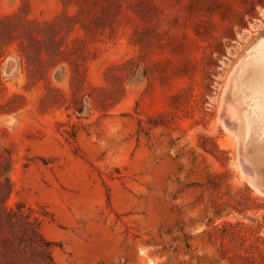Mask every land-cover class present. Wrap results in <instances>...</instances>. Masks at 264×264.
<instances>
[{
    "label": "rangeland",
    "instance_id": "obj_1",
    "mask_svg": "<svg viewBox=\"0 0 264 264\" xmlns=\"http://www.w3.org/2000/svg\"><path fill=\"white\" fill-rule=\"evenodd\" d=\"M141 6L146 18L87 40L79 79L66 61L30 79L18 44L4 48L1 102L25 98L0 115V264H264V181L222 117L264 0ZM64 10L0 0V18Z\"/></svg>",
    "mask_w": 264,
    "mask_h": 264
},
{
    "label": "trees",
    "instance_id": "obj_2",
    "mask_svg": "<svg viewBox=\"0 0 264 264\" xmlns=\"http://www.w3.org/2000/svg\"><path fill=\"white\" fill-rule=\"evenodd\" d=\"M65 10L55 20L40 22L22 19L19 14L0 18V57L6 46L18 44L20 63L27 69L28 77L36 80L43 78L50 66L66 61L79 79L81 62L87 58V40H96L108 27L115 31L117 27L129 24L136 18H146L147 9L142 2L147 0H62ZM77 6L76 13H68L69 7ZM81 28L84 38L79 37L70 44L71 34ZM52 64V65H50ZM73 83V81H72ZM3 85L0 79V92ZM22 94L15 93L8 102L0 99V115L17 111L24 100ZM27 230L24 227L23 231ZM39 233V230H36ZM49 261L54 264L49 255Z\"/></svg>",
    "mask_w": 264,
    "mask_h": 264
},
{
    "label": "bare ground",
    "instance_id": "obj_3",
    "mask_svg": "<svg viewBox=\"0 0 264 264\" xmlns=\"http://www.w3.org/2000/svg\"><path fill=\"white\" fill-rule=\"evenodd\" d=\"M249 53H251V55L249 54L250 58H248V60L247 55H245L247 60V67L245 69L247 74L245 79L241 85L238 84L239 88L236 90L235 96L229 98L230 104L228 107H225L222 117L227 126L234 130V134L237 133L241 136L242 146H244L245 149H250V151L253 152V155H255L252 159L249 158L252 163L251 165L245 159H241L240 155L242 170L249 175V178L254 177V179L258 178L259 180L262 179L261 181H264V142H261V140L264 141V138L258 139L253 137V134L259 131L257 130L258 128H256L257 124L262 128L261 134L262 132L264 133V37L252 46ZM240 66L242 67V65ZM240 75L238 76L239 78ZM234 88L237 87L234 86ZM248 155L250 156L249 153ZM256 174H258V176H256Z\"/></svg>",
    "mask_w": 264,
    "mask_h": 264
}]
</instances>
